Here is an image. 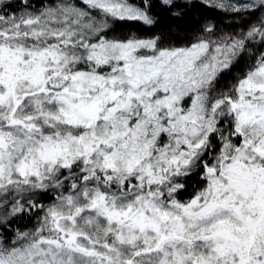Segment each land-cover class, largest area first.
Here are the masks:
<instances>
[{
	"label": "snow or ice",
	"instance_id": "snow-or-ice-1",
	"mask_svg": "<svg viewBox=\"0 0 264 264\" xmlns=\"http://www.w3.org/2000/svg\"><path fill=\"white\" fill-rule=\"evenodd\" d=\"M201 3L0 0V264H264V0Z\"/></svg>",
	"mask_w": 264,
	"mask_h": 264
},
{
	"label": "trees",
	"instance_id": "trees-1",
	"mask_svg": "<svg viewBox=\"0 0 264 264\" xmlns=\"http://www.w3.org/2000/svg\"><path fill=\"white\" fill-rule=\"evenodd\" d=\"M173 3L174 6L167 7L161 3V0H151L150 14L156 23L152 26L136 25L139 33L145 37L161 35L165 40L179 44L185 39H191L206 23L214 24L216 35L219 36L246 30L249 24L255 21V16L212 9L203 5L201 0H173ZM174 13H179V15H174ZM243 67L244 61L242 60L224 75L221 83H226L232 76L242 71ZM20 224L30 226L31 221H21Z\"/></svg>",
	"mask_w": 264,
	"mask_h": 264
}]
</instances>
